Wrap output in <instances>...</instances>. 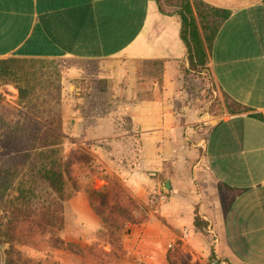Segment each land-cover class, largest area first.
I'll use <instances>...</instances> for the list:
<instances>
[{
	"label": "crops",
	"instance_id": "obj_1",
	"mask_svg": "<svg viewBox=\"0 0 264 264\" xmlns=\"http://www.w3.org/2000/svg\"><path fill=\"white\" fill-rule=\"evenodd\" d=\"M202 1L231 10L204 64L238 105L223 116L202 101L182 17L158 0H0V59L82 61V102L64 94L63 132L93 155L94 185L117 175L141 204L124 232L134 264H169L178 244L194 264H264V0ZM154 191L167 195L158 208ZM101 226L84 189L82 242Z\"/></svg>",
	"mask_w": 264,
	"mask_h": 264
},
{
	"label": "trees",
	"instance_id": "obj_2",
	"mask_svg": "<svg viewBox=\"0 0 264 264\" xmlns=\"http://www.w3.org/2000/svg\"><path fill=\"white\" fill-rule=\"evenodd\" d=\"M158 1L163 11L178 13L182 17V36L189 47L192 62L199 65L208 63L209 51L220 25L231 14V10L210 6L202 0H181L177 9L168 11L162 0ZM22 87L19 85L21 92ZM47 125L53 126L51 123ZM52 130V135L65 136L61 120ZM46 139L48 141L32 143L29 147H26L25 142L22 148L25 154L11 168L13 172L9 183L11 186L16 185L17 192L7 201L9 228L4 235L0 234V243H5L3 257L6 264H61L54 257L35 258L18 248L16 241L22 242L21 237L36 240L37 247L43 242L53 248L67 247L79 254L84 264H119L126 252L124 230L129 223L142 220L135 214L141 204L119 176L110 175L102 187H87L90 201L102 218V226L96 231L97 237L91 244L65 240L61 236L66 223L64 202L70 194L69 179L72 180L73 174H69L65 168L68 159L57 155V147L62 145L64 139H51V134ZM82 151V166L92 170L93 155L83 147ZM24 169L30 170L34 178H21L16 182L17 175ZM197 220L199 222V218ZM168 259L169 264H194L193 255L180 244L170 248Z\"/></svg>",
	"mask_w": 264,
	"mask_h": 264
},
{
	"label": "rangeland",
	"instance_id": "obj_3",
	"mask_svg": "<svg viewBox=\"0 0 264 264\" xmlns=\"http://www.w3.org/2000/svg\"><path fill=\"white\" fill-rule=\"evenodd\" d=\"M180 1L162 0V3L166 10L173 11L178 8ZM193 1L196 2V0ZM198 69L205 71L202 75L206 84L205 90L202 92V101H208L209 109L213 110L216 115L223 116L227 113L228 109L238 106L221 91L214 78L211 66L203 65ZM7 84H11V86ZM17 85L23 86L22 92L17 88ZM14 94L17 97L12 96ZM64 94L70 95L72 99H77L79 103L82 102L79 101V98L82 99V61L66 57H10L0 59L1 235H4L9 228L10 216L7 201L17 192L16 185L11 186L9 183L10 174L13 172L11 168L15 167L20 158L25 154L26 151L22 150L25 142L26 147L31 146L32 143L42 144L48 141L46 136L51 134V139H64L62 145L57 147L59 148L57 155L58 157L62 156L64 159H68V164L66 162L65 168L68 169L69 174H71L70 172L73 174L72 180L69 179L68 190L70 194L64 202L66 223L64 229L61 231V236L67 241L83 243L82 190L88 191V186L102 187L105 181L101 180V182L97 183L98 185H94V182L89 180V177L96 172L97 168L95 170L93 167L92 170H89L84 165L82 166V154L84 153L82 151V144H79L75 140L80 136L64 134V137H60L56 134L52 135V128L60 124L61 115L66 106L64 101H62ZM106 97L109 98L110 96L106 95ZM50 123L53 126L47 125ZM36 133H39V135H35ZM16 135H18V138L14 137ZM125 146L127 148L134 147L129 142H126ZM120 153L131 156V160H134L136 155L134 150H125ZM28 163L26 162V164ZM99 175L101 179L106 178L105 173ZM21 178L32 180L34 175L30 170L24 169L17 175L16 182L20 181ZM42 193L44 194L45 191ZM139 218L143 219V216ZM93 237L92 242L97 237L96 232H94ZM21 239L22 242L16 241L17 247L25 250L35 258L45 259L54 257L63 264L62 260L66 254H74L75 260L71 264H82L81 256L72 252L67 247L53 248L47 242H43L37 247L36 240L29 237H21ZM4 247L5 243H0V264H6L3 257ZM112 259L116 261L115 258L112 257ZM221 260H217L216 264ZM131 261L132 256L126 248V252L122 255L119 264H134ZM113 264H118V262H114Z\"/></svg>",
	"mask_w": 264,
	"mask_h": 264
},
{
	"label": "built area",
	"instance_id": "obj_4",
	"mask_svg": "<svg viewBox=\"0 0 264 264\" xmlns=\"http://www.w3.org/2000/svg\"><path fill=\"white\" fill-rule=\"evenodd\" d=\"M150 201L152 202V204H154L155 208H158L160 205H162L167 201V195L164 192L154 191L151 193ZM187 234H188V229H185L184 235L186 236ZM218 264H231V263L226 259H222Z\"/></svg>",
	"mask_w": 264,
	"mask_h": 264
},
{
	"label": "water",
	"instance_id": "obj_5",
	"mask_svg": "<svg viewBox=\"0 0 264 264\" xmlns=\"http://www.w3.org/2000/svg\"><path fill=\"white\" fill-rule=\"evenodd\" d=\"M165 186H166L167 188H171V184H170V182L167 181L166 184H165Z\"/></svg>",
	"mask_w": 264,
	"mask_h": 264
}]
</instances>
